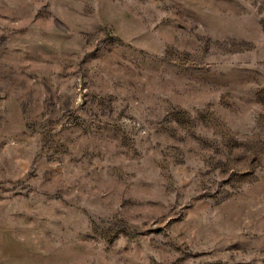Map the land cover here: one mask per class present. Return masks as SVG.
<instances>
[{
  "label": "rangeland",
  "instance_id": "374dc122",
  "mask_svg": "<svg viewBox=\"0 0 264 264\" xmlns=\"http://www.w3.org/2000/svg\"><path fill=\"white\" fill-rule=\"evenodd\" d=\"M0 264H264V0H0Z\"/></svg>",
  "mask_w": 264,
  "mask_h": 264
}]
</instances>
